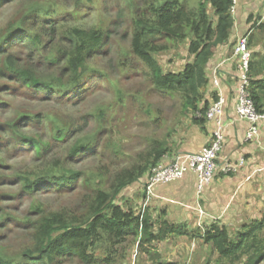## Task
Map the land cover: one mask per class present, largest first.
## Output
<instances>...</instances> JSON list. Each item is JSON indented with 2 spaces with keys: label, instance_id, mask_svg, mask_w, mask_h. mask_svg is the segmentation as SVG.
Segmentation results:
<instances>
[{
  "label": "trees",
  "instance_id": "trees-1",
  "mask_svg": "<svg viewBox=\"0 0 264 264\" xmlns=\"http://www.w3.org/2000/svg\"><path fill=\"white\" fill-rule=\"evenodd\" d=\"M11 1L14 0H0V8ZM63 1H51L46 12L38 4L30 6L19 22L9 26L0 45V80L13 79L34 93H43V100L47 103L66 95L76 97L83 80L89 74V61L95 58L103 44L112 41L114 33L110 29L117 25L113 22L108 30L98 27L87 30L79 25H72L69 16L73 15L65 12L53 22L40 19L49 13H52L49 17H54L59 12L58 5L62 6ZM121 4L136 14L133 18L131 64L138 62L145 65L148 68L147 76L155 90L181 99L186 111L195 116L194 121L204 124L209 108V104L201 107L203 92L209 84L207 67L213 57V49L230 39L234 27V0H120V7ZM122 16L123 14L120 17ZM26 35L31 48L26 58L13 53L12 47L6 48ZM185 41H189V54L194 57L193 61L186 64L179 73H165L157 56L168 51L170 44L174 46ZM20 46H24V43ZM253 58L250 91L258 111L264 113V108L259 105L263 99L254 89L255 85L264 81H255L253 73L255 59L260 58L256 66L262 65L264 70V55H254ZM121 65L125 67L129 65V61L124 60ZM49 95L57 98H48ZM198 114L201 115L200 118ZM25 120L33 122L39 130L44 125L49 128L51 123L55 128L53 139L65 140L66 132L55 126L56 122L50 115H20L10 127L13 131L11 135L16 142L32 146L38 156L42 153L49 154L52 143L50 141L45 144L42 133L27 134L23 129L19 132V124ZM85 125L89 126L87 122ZM86 126L69 125L64 129L81 134L85 132ZM91 138L92 135L89 140ZM1 142L3 139L0 137ZM94 148L95 145L90 141L85 143L77 140L69 150L68 159L76 160L79 155ZM152 151L150 159L143 166L117 173L112 180L110 192L100 188L102 178L99 177L93 191L90 190L91 181L83 182L82 185L88 186L92 194L84 197L81 206L75 203L49 214L41 206L36 208L34 216L39 224L33 228V221L29 218L23 222L28 226L27 232L32 234V245L24 248L20 259L6 257L3 246L0 245V264H60V258L70 252L80 255L85 264H99L97 251L103 253L101 264H116L118 258L112 255L115 252L113 248L122 245L124 248L130 238H134L143 253L150 254L148 245L152 242L172 237L171 235H189L183 232L182 227L172 226L166 220H154L149 209L141 216L142 209L138 212L114 203L126 188L147 182L151 170L167 156L161 144ZM60 159L63 164L68 162L66 158ZM62 162L54 169L35 177H19L20 193L29 196L43 187L57 190L61 196L69 190L70 194L80 191L83 172L74 168L67 169ZM10 201L12 200L2 199L0 195V229L5 228L6 222L12 218L7 207L3 206ZM156 226L161 227L156 229ZM262 231L263 219L247 224L236 239L226 227L216 224L209 227L202 237L205 244L210 245L221 259L230 258L235 263L246 256L244 264H260L264 263V238H258V233ZM249 240L252 242L248 243ZM243 251L248 253L242 254Z\"/></svg>",
  "mask_w": 264,
  "mask_h": 264
},
{
  "label": "rangeland",
  "instance_id": "rangeland-1",
  "mask_svg": "<svg viewBox=\"0 0 264 264\" xmlns=\"http://www.w3.org/2000/svg\"><path fill=\"white\" fill-rule=\"evenodd\" d=\"M51 1L57 0H14L0 8V45L9 26L19 22L26 9L38 4L46 12ZM57 8L59 12L54 17H49L52 15L49 13L40 19L53 22L65 12L73 15L69 16L72 25H79L83 29L98 27L108 30L113 22L117 25L110 29L114 33L112 41L103 44L95 58L89 61V74L83 80L75 98L66 95L47 103L43 100V93H34L13 79L0 80V137L3 139L0 143V195L2 199L12 200L3 205L7 207L12 218L6 222L5 228L0 229V245L3 246L5 256L9 258H19L24 248L32 245V234L27 232L28 226L23 222L29 218L33 221V228L39 224L34 216L36 208L41 206L49 214L75 203L81 206L84 197L96 189L95 183L97 185L99 177L102 178L100 188L110 192L112 180L117 173L143 166L150 159V153L155 146L158 147L164 142L171 143L176 141L175 138L181 140L184 134V127L181 125H192L193 114L186 111L182 100L156 91L147 76L148 68L138 62L131 64L133 18L136 17L133 11L125 9L122 4L120 7V0H64L62 6L58 5ZM27 38V35L21 37L6 48L12 47L13 53L26 58L31 51ZM23 43L24 46H20ZM171 45L168 51L159 54L157 58L165 73H179L193 59L189 54V41ZM124 60H128L129 65L123 67L121 63ZM53 97L49 95L48 98ZM38 113L50 115L56 122L55 126L66 132L64 141L54 140L52 134L55 133V128L51 123L49 128L44 125L39 130L33 122L22 121L19 132L23 129L27 134L42 133L44 143H52L50 153L39 156L32 146L16 142L10 129L20 115ZM86 122L89 126L85 125ZM69 125H84L86 130L81 134L72 133L64 129ZM77 140L85 143L90 141L95 148L85 151L76 160L68 159L69 150ZM60 158H66L68 162L63 164ZM59 162L67 169L74 168L83 172L80 191L70 194L69 190L61 196L57 190L43 187L29 196L20 193L19 177H35L54 169ZM87 180L91 181V191L88 186L82 185ZM138 188V183L126 188L114 203L139 212L144 205V199ZM149 205L147 209L150 208ZM149 211L155 220L156 210L150 208ZM245 214L244 218L235 217L228 225L235 239L247 224L264 220V197ZM200 220L201 217H198L196 226L188 229V232L197 234L195 236L205 235ZM160 227L156 226V229ZM186 227L183 225L182 230ZM171 236L149 244L150 254L143 253L134 238H130L124 248L123 245L113 248L115 252L112 255L118 258L116 264H244L246 261V256L235 263L230 258L221 259L205 244L192 242L193 238L197 240L199 237L190 238L191 235H187L188 237L178 239V235ZM262 237L264 238V231L258 233V238ZM246 253L248 252H242ZM97 254V261L99 259L101 264L103 253L97 251ZM60 264L85 262L80 255L70 252L60 258Z\"/></svg>",
  "mask_w": 264,
  "mask_h": 264
},
{
  "label": "crops",
  "instance_id": "crops-1",
  "mask_svg": "<svg viewBox=\"0 0 264 264\" xmlns=\"http://www.w3.org/2000/svg\"><path fill=\"white\" fill-rule=\"evenodd\" d=\"M263 8L264 0H236L233 12L234 27L230 39L213 49V57L207 67L209 84L203 92L201 103V107L205 104H209L210 107L220 96L225 98L223 116L226 144L221 161L239 162L241 158H244L245 167L238 174L231 176L218 173L214 182L201 196L197 192L198 178L193 173L186 174L183 179L172 184L156 186L152 193L149 206L151 210H156L155 220L160 222L166 220L168 224L175 227L186 225L183 232L191 235L190 238L192 235H197L188 232V229L196 226L198 217H201L200 223L203 224L205 232L214 224L226 227L230 231L228 225L234 221L235 217L244 218L245 213L251 211L264 197V129L261 130L258 138L250 142L246 141L250 124L241 120L236 113L240 72L239 62L234 54L238 40L248 36L253 57L264 55V21H261ZM258 61L260 58L255 59L253 68L255 81H264L262 65L256 66ZM216 80L219 86H216ZM254 89L263 99L259 105L264 108V82L255 85ZM194 120L193 115L192 125H181L184 127L181 140L178 141L175 138L176 141L162 144L169 155L168 161L175 158L177 154L198 153L211 144L214 124L207 119L204 124ZM138 187L144 199V184H139ZM202 236L203 234L195 236L199 238L197 240L193 238L192 242L205 244ZM176 237L181 239L188 236ZM205 245L217 253L210 245Z\"/></svg>",
  "mask_w": 264,
  "mask_h": 264
},
{
  "label": "built area",
  "instance_id": "built-area-1",
  "mask_svg": "<svg viewBox=\"0 0 264 264\" xmlns=\"http://www.w3.org/2000/svg\"><path fill=\"white\" fill-rule=\"evenodd\" d=\"M236 0H234L235 9ZM264 21V8L262 19ZM249 37L245 36L238 40L234 54L239 62V91L237 95L236 113L241 120L247 121L250 127L246 134V141L250 142L258 138L264 129V113H260L250 91V72L253 54L249 45ZM216 86L219 82L215 81ZM226 100L220 96L208 108L206 119L214 124L211 144L198 153L177 154L168 161L165 156L163 161L151 170L148 181L144 184V205L141 216H144L150 203L153 190L159 185H169L183 179L186 174L193 173L198 178L197 192L202 195L215 180L218 173L230 176L238 174L246 165L244 158L239 162L229 160L221 161V155L226 144V131L224 123V109ZM201 115L198 114V118Z\"/></svg>",
  "mask_w": 264,
  "mask_h": 264
}]
</instances>
